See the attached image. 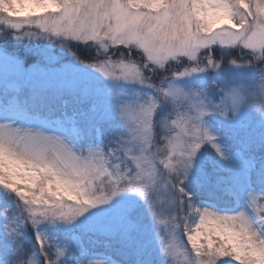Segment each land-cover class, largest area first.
I'll list each match as a JSON object with an SVG mask.
<instances>
[{
	"label": "snow or ice",
	"instance_id": "snow-or-ice-1",
	"mask_svg": "<svg viewBox=\"0 0 264 264\" xmlns=\"http://www.w3.org/2000/svg\"><path fill=\"white\" fill-rule=\"evenodd\" d=\"M0 264H264V0H0Z\"/></svg>",
	"mask_w": 264,
	"mask_h": 264
},
{
	"label": "rangeland",
	"instance_id": "rangeland-1",
	"mask_svg": "<svg viewBox=\"0 0 264 264\" xmlns=\"http://www.w3.org/2000/svg\"><path fill=\"white\" fill-rule=\"evenodd\" d=\"M257 103H259V101H257Z\"/></svg>",
	"mask_w": 264,
	"mask_h": 264
}]
</instances>
